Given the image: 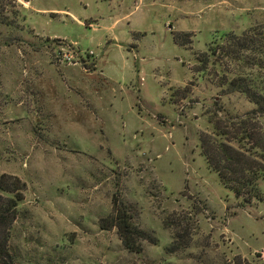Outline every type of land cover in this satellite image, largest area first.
I'll use <instances>...</instances> for the list:
<instances>
[{"label":"rangeland","instance_id":"obj_1","mask_svg":"<svg viewBox=\"0 0 264 264\" xmlns=\"http://www.w3.org/2000/svg\"><path fill=\"white\" fill-rule=\"evenodd\" d=\"M7 2L0 175L23 184L13 264H264V182L236 197L199 140L254 106L229 85L245 69L222 55L223 33L264 41V0ZM114 192L146 232L138 251L103 221Z\"/></svg>","mask_w":264,"mask_h":264},{"label":"trees","instance_id":"obj_2","mask_svg":"<svg viewBox=\"0 0 264 264\" xmlns=\"http://www.w3.org/2000/svg\"><path fill=\"white\" fill-rule=\"evenodd\" d=\"M7 4V0H0V24L9 25L1 19ZM223 35L226 43L231 42V45H226L222 55L232 53L230 58L245 69L236 73L229 85L233 90L243 92L254 106L243 115L229 118V124L221 126L220 120L213 123L210 137L200 136V148L222 185L236 197L249 201L252 197H259L258 182H264V41L258 42V37L252 33L224 32ZM254 46L260 49L256 55L250 53L254 52ZM22 185L16 176L0 175V190L7 193L0 194V264H13L7 239L17 214V204L23 197ZM111 201L112 213L103 220L105 225L116 227L126 249L138 251L139 241L147 237L146 232L133 223L127 206L119 200L116 192Z\"/></svg>","mask_w":264,"mask_h":264}]
</instances>
